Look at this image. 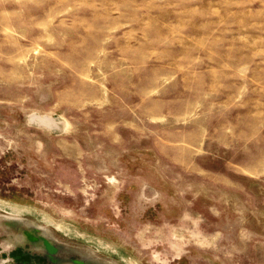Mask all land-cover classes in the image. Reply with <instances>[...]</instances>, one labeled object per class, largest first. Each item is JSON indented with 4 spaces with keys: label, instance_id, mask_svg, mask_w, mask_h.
<instances>
[{
    "label": "rangeland",
    "instance_id": "374dc122",
    "mask_svg": "<svg viewBox=\"0 0 264 264\" xmlns=\"http://www.w3.org/2000/svg\"><path fill=\"white\" fill-rule=\"evenodd\" d=\"M0 216L264 264V0H0Z\"/></svg>",
    "mask_w": 264,
    "mask_h": 264
},
{
    "label": "flooded vegetation",
    "instance_id": "af4514ba",
    "mask_svg": "<svg viewBox=\"0 0 264 264\" xmlns=\"http://www.w3.org/2000/svg\"><path fill=\"white\" fill-rule=\"evenodd\" d=\"M0 230V264H116L91 255L82 246L65 244L53 234L20 219L0 216ZM22 230L35 232L43 243L38 244L37 239L23 242Z\"/></svg>",
    "mask_w": 264,
    "mask_h": 264
},
{
    "label": "bare ground",
    "instance_id": "6f19581e",
    "mask_svg": "<svg viewBox=\"0 0 264 264\" xmlns=\"http://www.w3.org/2000/svg\"><path fill=\"white\" fill-rule=\"evenodd\" d=\"M10 218V217H9ZM12 219V218H11ZM15 228H17V227H15ZM24 230H22L21 232H23ZM22 236V235H21ZM37 235L35 234V232H33V231H27V232H25L24 231V233H23V236H22V239L24 240L23 242H25V241H35L36 239V241H37V243L38 244H42L43 242H42V240L40 239V238H38V237H36Z\"/></svg>",
    "mask_w": 264,
    "mask_h": 264
}]
</instances>
